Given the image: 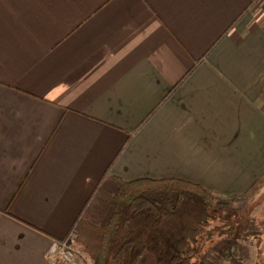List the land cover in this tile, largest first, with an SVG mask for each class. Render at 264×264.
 I'll list each match as a JSON object with an SVG mask.
<instances>
[{
    "label": "crops",
    "instance_id": "obj_1",
    "mask_svg": "<svg viewBox=\"0 0 264 264\" xmlns=\"http://www.w3.org/2000/svg\"><path fill=\"white\" fill-rule=\"evenodd\" d=\"M263 173L264 0H0V264H64L116 177L239 200Z\"/></svg>",
    "mask_w": 264,
    "mask_h": 264
},
{
    "label": "trees",
    "instance_id": "obj_2",
    "mask_svg": "<svg viewBox=\"0 0 264 264\" xmlns=\"http://www.w3.org/2000/svg\"><path fill=\"white\" fill-rule=\"evenodd\" d=\"M116 181V193L97 185L71 230L93 264H207L203 257L207 243L224 233L223 197L182 178ZM263 189L264 173L240 199L253 202ZM221 252L227 262L245 264L243 258H234L229 246Z\"/></svg>",
    "mask_w": 264,
    "mask_h": 264
},
{
    "label": "rangeland",
    "instance_id": "obj_3",
    "mask_svg": "<svg viewBox=\"0 0 264 264\" xmlns=\"http://www.w3.org/2000/svg\"><path fill=\"white\" fill-rule=\"evenodd\" d=\"M224 200L220 208L224 233L222 238L207 243L203 255L206 263L231 264L221 256L222 248L227 245L234 258H243L245 264H264V189L253 202L236 198ZM227 228L232 231L230 235L226 233ZM82 252L85 253L83 248L81 258Z\"/></svg>",
    "mask_w": 264,
    "mask_h": 264
},
{
    "label": "built area",
    "instance_id": "obj_4",
    "mask_svg": "<svg viewBox=\"0 0 264 264\" xmlns=\"http://www.w3.org/2000/svg\"><path fill=\"white\" fill-rule=\"evenodd\" d=\"M76 237V232L71 231L65 238L53 240L48 251L49 256L60 259L64 264H82V247L76 243Z\"/></svg>",
    "mask_w": 264,
    "mask_h": 264
}]
</instances>
